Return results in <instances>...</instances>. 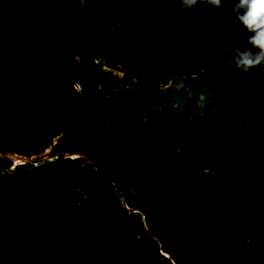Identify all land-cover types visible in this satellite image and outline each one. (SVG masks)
I'll list each match as a JSON object with an SVG mask.
<instances>
[{
  "label": "trees",
  "instance_id": "trees-1",
  "mask_svg": "<svg viewBox=\"0 0 264 264\" xmlns=\"http://www.w3.org/2000/svg\"><path fill=\"white\" fill-rule=\"evenodd\" d=\"M108 2L0 0V50L20 39L8 65L0 61V156L50 150L51 158L0 163V243L23 264H87L95 254L106 255L107 264H264V120L220 145L224 124L240 127L264 104V66L242 73L219 51L224 40L244 51L250 34L230 3L181 12L176 0H140L120 33L91 43L87 37L99 30ZM152 13L165 19L144 38ZM114 55L109 68L125 73L170 65L189 76L193 92L207 90L206 106L197 108L183 91L138 87L122 92L133 102L118 109V78L102 63ZM57 73L64 80L52 96L43 79ZM19 89L27 91V116L6 122ZM223 95L219 116L189 142L173 179L172 143L187 124L179 119L145 137L142 116L151 123L157 108L176 97L198 115ZM127 192L136 197L133 212L125 207Z\"/></svg>",
  "mask_w": 264,
  "mask_h": 264
},
{
  "label": "rangeland",
  "instance_id": "rangeland-1",
  "mask_svg": "<svg viewBox=\"0 0 264 264\" xmlns=\"http://www.w3.org/2000/svg\"><path fill=\"white\" fill-rule=\"evenodd\" d=\"M140 0H109V2L103 8L102 14V23L100 26H97L99 30H97L96 34H91L87 37V40L91 43H94L95 38L101 39L105 38L110 39L113 36L120 33L121 21L127 17L128 19H133L139 10ZM13 2L12 4H14ZM72 5H68L66 8L67 11L71 12ZM156 13L150 14L147 24H146V34L144 38L150 37L157 27L164 21L165 17L162 13L158 14V18L155 19L153 16ZM66 16V12L64 13L63 18ZM1 23V22H0ZM141 28L135 30V33L127 39L121 45V52L126 53V49L129 48L135 40L138 38L140 34ZM10 39V38H9ZM19 37L14 38L13 40H9L7 44L4 46L2 50H0V61L4 68L9 63V57L11 53L17 51V45L19 43ZM100 41V40H99ZM43 50V48L41 47ZM91 50V47H88V51ZM27 51V46L23 48V53ZM74 60L76 64H80L81 58L79 56H74ZM118 56H112L108 62L103 63V70L106 72L114 73V75L118 78L117 87L121 89L120 91L115 93L113 100L117 104L118 109L127 108L133 99H129L127 95H122V92H126L128 90L133 91L135 88L143 87L145 90L149 89H158L160 92L165 93L167 91H171L175 89V83L179 81L180 78L186 80L189 78L188 75L180 74L178 71L173 69L170 65L162 64L159 68L153 71L145 72L138 71L134 73H125L122 72L119 68L110 69L109 66L117 63ZM44 78L43 83L46 82V87L44 90L48 94L55 96L58 92V88L61 87L62 82L64 80L63 76L59 73L54 75V80ZM173 83V84H172ZM172 84V86H171ZM49 85V87L47 86ZM169 87L168 89H165ZM77 90L80 91L81 88L76 87ZM212 105L203 113L195 115L188 114L187 109L184 107V99L183 97H176L171 101L164 102V107L166 109L160 110L157 108L156 114L157 118L154 117V121L148 123V119L145 116H142L144 121H146V127L148 133L145 130L146 136L149 137L151 135L156 134L157 132L163 130L170 123L175 122L179 119H182L186 124L187 128L175 139L173 140L172 146L176 147L178 153V163L176 165L175 171H173V179L176 178L180 169L183 166V155L187 151L189 147V142L192 139H195L202 130H204L211 121L215 120L221 111L222 106L225 105L227 101V96L223 95V97H214L213 96ZM27 91L26 90H16L14 95L11 97L7 104V110L5 112V120L8 122L14 117H25L27 116ZM264 120V104L256 107L255 111H253L250 120L240 126V127H232L229 123L224 124L222 126V139L220 140V145H223L227 142L233 134L245 132L247 129L258 126ZM49 151V150H48ZM9 156H0V163L4 161V159H8ZM186 162V159H185ZM12 163V162H11ZM12 170V169H10ZM126 200L128 201V207L130 210L137 209L135 208L136 197L131 192L126 193ZM133 212V211H132ZM108 246H103L101 248V253L105 254L107 252ZM14 259L16 264H23L21 261L20 254L14 253ZM92 261L87 264H107L106 255H97L95 254L92 257ZM18 262V263H17Z\"/></svg>",
  "mask_w": 264,
  "mask_h": 264
},
{
  "label": "clouds",
  "instance_id": "clouds-1",
  "mask_svg": "<svg viewBox=\"0 0 264 264\" xmlns=\"http://www.w3.org/2000/svg\"><path fill=\"white\" fill-rule=\"evenodd\" d=\"M228 3L232 5L231 14L241 28L250 34L246 41L248 47L244 51L239 48L232 49L229 42L224 40L219 51L230 57L229 63L242 73L264 66V0H176V8L178 11L188 12L198 4H203L214 9H223ZM175 90L183 91L188 99H195L197 108L203 109L206 106L209 96L206 89L193 92L190 84L180 78L175 83Z\"/></svg>",
  "mask_w": 264,
  "mask_h": 264
},
{
  "label": "flooded vegetation",
  "instance_id": "flooded-vegetation-1",
  "mask_svg": "<svg viewBox=\"0 0 264 264\" xmlns=\"http://www.w3.org/2000/svg\"><path fill=\"white\" fill-rule=\"evenodd\" d=\"M0 264H16L14 254L9 246L0 243Z\"/></svg>",
  "mask_w": 264,
  "mask_h": 264
},
{
  "label": "water",
  "instance_id": "water-1",
  "mask_svg": "<svg viewBox=\"0 0 264 264\" xmlns=\"http://www.w3.org/2000/svg\"><path fill=\"white\" fill-rule=\"evenodd\" d=\"M50 152V150L48 152H44L42 153V155L39 156H32L29 158L26 157H21V156H17L15 155V153H8V155L6 156H15L17 158H21L23 160H27L24 164H31V165H35L37 162H43V161H47V160H51V158L48 156V153ZM33 158V159H32ZM77 158V157H76ZM39 159V160H38ZM11 161V160H10ZM12 162V161H11ZM13 163V162H12ZM135 212V211H134ZM168 258V257H166Z\"/></svg>",
  "mask_w": 264,
  "mask_h": 264
},
{
  "label": "bare ground",
  "instance_id": "bare-ground-1",
  "mask_svg": "<svg viewBox=\"0 0 264 264\" xmlns=\"http://www.w3.org/2000/svg\"><path fill=\"white\" fill-rule=\"evenodd\" d=\"M48 152V151H47ZM76 156L72 157V158H75ZM8 158L11 159V161L13 162L12 165L13 167L15 166H19V165H24V163L27 161V160H23L21 158H17L15 156H9ZM33 159V158H32Z\"/></svg>",
  "mask_w": 264,
  "mask_h": 264
},
{
  "label": "built area",
  "instance_id": "built-area-1",
  "mask_svg": "<svg viewBox=\"0 0 264 264\" xmlns=\"http://www.w3.org/2000/svg\"><path fill=\"white\" fill-rule=\"evenodd\" d=\"M11 169H13V167H11ZM126 207V206H125ZM127 210H130L128 207H126ZM132 211V210H131Z\"/></svg>",
  "mask_w": 264,
  "mask_h": 264
}]
</instances>
